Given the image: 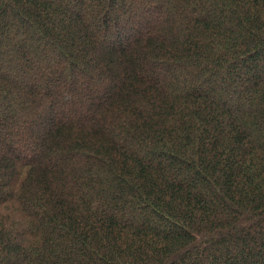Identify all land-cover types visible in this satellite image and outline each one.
Here are the masks:
<instances>
[{
	"label": "trees",
	"instance_id": "1",
	"mask_svg": "<svg viewBox=\"0 0 264 264\" xmlns=\"http://www.w3.org/2000/svg\"><path fill=\"white\" fill-rule=\"evenodd\" d=\"M0 264H264V0H0Z\"/></svg>",
	"mask_w": 264,
	"mask_h": 264
},
{
	"label": "rangeland",
	"instance_id": "2",
	"mask_svg": "<svg viewBox=\"0 0 264 264\" xmlns=\"http://www.w3.org/2000/svg\"><path fill=\"white\" fill-rule=\"evenodd\" d=\"M125 32V30H121L119 34L124 35L123 33ZM124 37V36H123Z\"/></svg>",
	"mask_w": 264,
	"mask_h": 264
}]
</instances>
